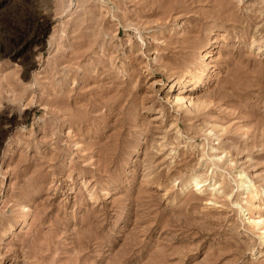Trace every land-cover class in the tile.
Masks as SVG:
<instances>
[{"label": "rangeland", "instance_id": "obj_1", "mask_svg": "<svg viewBox=\"0 0 264 264\" xmlns=\"http://www.w3.org/2000/svg\"><path fill=\"white\" fill-rule=\"evenodd\" d=\"M249 218L264 0H0V264H264Z\"/></svg>", "mask_w": 264, "mask_h": 264}, {"label": "bare ground", "instance_id": "obj_2", "mask_svg": "<svg viewBox=\"0 0 264 264\" xmlns=\"http://www.w3.org/2000/svg\"><path fill=\"white\" fill-rule=\"evenodd\" d=\"M196 79V78H195ZM198 81V80H197ZM176 99H177V101L178 102H180V101H183L182 99V97H176ZM193 180V179H192ZM193 183H195V185L196 186H200L203 182H201L198 178L197 179H194V182ZM192 185V184H191ZM253 220V219H252ZM261 220L262 219H258L257 218V220H253V221H251V219L249 218L248 219V221H249V223L256 229V228H259V227H261V226H263L264 224V221L263 222H261ZM263 233H262V235H261V239L264 241V227H261V229H260Z\"/></svg>", "mask_w": 264, "mask_h": 264}]
</instances>
